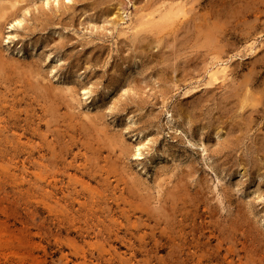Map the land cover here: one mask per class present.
Returning a JSON list of instances; mask_svg holds the SVG:
<instances>
[{"label": "rangeland", "instance_id": "1", "mask_svg": "<svg viewBox=\"0 0 264 264\" xmlns=\"http://www.w3.org/2000/svg\"><path fill=\"white\" fill-rule=\"evenodd\" d=\"M0 264H264V0H0Z\"/></svg>", "mask_w": 264, "mask_h": 264}, {"label": "bare ground", "instance_id": "2", "mask_svg": "<svg viewBox=\"0 0 264 264\" xmlns=\"http://www.w3.org/2000/svg\"><path fill=\"white\" fill-rule=\"evenodd\" d=\"M177 12H184V11H183L182 9H180V10L177 11ZM223 71H224V69H222V70H219V69H218V70L215 71L214 74L216 75V74H219V73H221V72H223Z\"/></svg>", "mask_w": 264, "mask_h": 264}]
</instances>
